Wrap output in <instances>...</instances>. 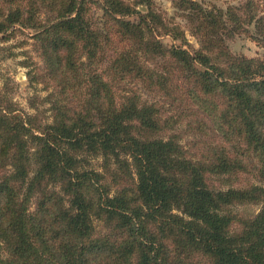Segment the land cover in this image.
Returning <instances> with one entry per match:
<instances>
[{"label": "trees", "instance_id": "16d2710c", "mask_svg": "<svg viewBox=\"0 0 264 264\" xmlns=\"http://www.w3.org/2000/svg\"><path fill=\"white\" fill-rule=\"evenodd\" d=\"M172 3L0 0L56 87L0 88V264H264V53L229 46L264 49V0Z\"/></svg>", "mask_w": 264, "mask_h": 264}, {"label": "rangeland", "instance_id": "374dc122", "mask_svg": "<svg viewBox=\"0 0 264 264\" xmlns=\"http://www.w3.org/2000/svg\"><path fill=\"white\" fill-rule=\"evenodd\" d=\"M157 5L167 13L169 17H174L176 21L185 23V21L177 15L178 10L173 6L172 0H155ZM205 2L215 3L219 6L226 7L229 4L240 3L243 0H199ZM145 7V6H140ZM142 10H146L141 8ZM33 32L29 29H20L11 34L7 39L0 38V88H5L13 101L22 108L25 112L35 113L39 110L48 108V104H44L42 99L48 95L49 92L55 90L52 82L46 78L41 79L39 82L31 83L27 76L30 67L25 66V62L32 63L31 68L34 66L43 68V59L34 50L32 45L33 39L31 38ZM189 46L185 47L190 50L198 49L200 44L197 38L191 35L190 31H186ZM5 37V36H4ZM162 42L170 47L171 45L180 44V40H174L170 36H161ZM229 46L233 53L244 54L248 57H261L264 53L261 47L249 35H238L229 41ZM44 117L46 112L43 113ZM190 133L185 132L184 137L191 140ZM239 209L256 210L257 207H239Z\"/></svg>", "mask_w": 264, "mask_h": 264}, {"label": "water", "instance_id": "95a60500", "mask_svg": "<svg viewBox=\"0 0 264 264\" xmlns=\"http://www.w3.org/2000/svg\"><path fill=\"white\" fill-rule=\"evenodd\" d=\"M141 8L145 9L146 7H141Z\"/></svg>", "mask_w": 264, "mask_h": 264}]
</instances>
